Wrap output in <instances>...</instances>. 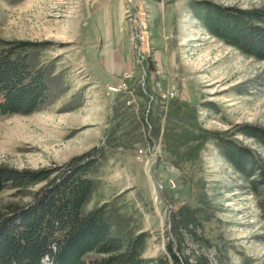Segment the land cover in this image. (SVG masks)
Returning a JSON list of instances; mask_svg holds the SVG:
<instances>
[{
	"label": "rangeland",
	"instance_id": "374dc122",
	"mask_svg": "<svg viewBox=\"0 0 264 264\" xmlns=\"http://www.w3.org/2000/svg\"><path fill=\"white\" fill-rule=\"evenodd\" d=\"M9 1L0 0V40L46 43L33 53L51 101L0 121V170H48L105 143L85 210L110 203L128 235L146 233L149 264L169 258V243L178 254L172 216L183 206L199 223L182 233L190 264H264L263 199L201 138L226 133L264 161V147L239 132L264 129V61L211 35L198 5L264 10V0ZM39 187L6 188L0 209L30 203Z\"/></svg>",
	"mask_w": 264,
	"mask_h": 264
},
{
	"label": "trees",
	"instance_id": "16d2710c",
	"mask_svg": "<svg viewBox=\"0 0 264 264\" xmlns=\"http://www.w3.org/2000/svg\"><path fill=\"white\" fill-rule=\"evenodd\" d=\"M198 5L211 35L264 61V10H241L210 1ZM45 44L0 40V121L31 116L50 103L48 72L34 64L33 53ZM172 106L171 113L180 108L177 98ZM192 110L196 115V109ZM152 131L156 135L159 128L153 126ZM239 132L264 147L263 128L246 125L240 126ZM203 134L201 138L215 142L225 160L262 197L264 208V161L233 136L205 131ZM182 138L175 135L172 139L176 142ZM106 149L104 143L48 170H0V195L8 187L20 194L40 186L30 203H10L0 209V264H149L142 257L146 233L128 235L110 203L85 210L97 188L96 176L106 160ZM195 215V210L187 206L178 208L172 220L180 243L179 255L169 243V258L160 259L157 264H190L181 248L182 233H192L190 227L199 226ZM93 254L97 256L90 257ZM197 264L209 261L199 257Z\"/></svg>",
	"mask_w": 264,
	"mask_h": 264
},
{
	"label": "built area",
	"instance_id": "2783aa9c",
	"mask_svg": "<svg viewBox=\"0 0 264 264\" xmlns=\"http://www.w3.org/2000/svg\"><path fill=\"white\" fill-rule=\"evenodd\" d=\"M125 77V79H129L130 78V75H125L124 76ZM124 87L122 88V87H119V88H117V89H115V88H110V90L112 91V93H117V92H120L121 90H126V82H124ZM174 96H175V92L174 93H168L167 95H166V97H167V100H170L171 98L173 99L174 98Z\"/></svg>",
	"mask_w": 264,
	"mask_h": 264
},
{
	"label": "crops",
	"instance_id": "0c3cea01",
	"mask_svg": "<svg viewBox=\"0 0 264 264\" xmlns=\"http://www.w3.org/2000/svg\"><path fill=\"white\" fill-rule=\"evenodd\" d=\"M9 1V0H8ZM10 2V1H9ZM1 4H2V6H3V8L6 10V8H5V6L3 5V3L1 2ZM10 4H11V2H10ZM14 5V4H13Z\"/></svg>",
	"mask_w": 264,
	"mask_h": 264
},
{
	"label": "water",
	"instance_id": "95a60500",
	"mask_svg": "<svg viewBox=\"0 0 264 264\" xmlns=\"http://www.w3.org/2000/svg\"><path fill=\"white\" fill-rule=\"evenodd\" d=\"M177 256H178V254H177Z\"/></svg>",
	"mask_w": 264,
	"mask_h": 264
}]
</instances>
